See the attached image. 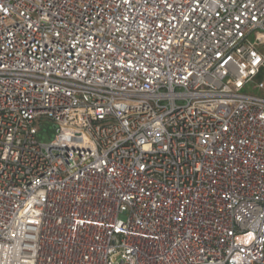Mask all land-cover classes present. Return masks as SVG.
<instances>
[{"label": "built area", "instance_id": "built-area-1", "mask_svg": "<svg viewBox=\"0 0 264 264\" xmlns=\"http://www.w3.org/2000/svg\"><path fill=\"white\" fill-rule=\"evenodd\" d=\"M0 264H264V0H0Z\"/></svg>", "mask_w": 264, "mask_h": 264}, {"label": "rangeland", "instance_id": "rangeland-1", "mask_svg": "<svg viewBox=\"0 0 264 264\" xmlns=\"http://www.w3.org/2000/svg\"><path fill=\"white\" fill-rule=\"evenodd\" d=\"M41 131L38 136V139L43 143H48L51 141V136H54L55 134V127L52 122H42L41 123Z\"/></svg>", "mask_w": 264, "mask_h": 264}]
</instances>
